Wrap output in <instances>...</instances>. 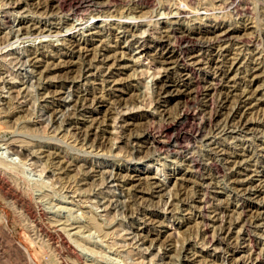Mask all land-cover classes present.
<instances>
[{"label":"rangeland","instance_id":"374dc122","mask_svg":"<svg viewBox=\"0 0 264 264\" xmlns=\"http://www.w3.org/2000/svg\"><path fill=\"white\" fill-rule=\"evenodd\" d=\"M48 1L0 0V110L9 99L14 104L13 111L0 113L1 120L11 118V127L0 131V162L7 172H0V212L13 232L11 239L0 220V264H264V0H166L187 7L180 17L166 14L161 0H140L141 7L132 8L142 18L122 20L151 25L134 27L126 37L117 26L121 11L130 8L126 0L105 9L64 0L60 11ZM82 16L89 17L91 30L84 35L73 34L79 25L66 30ZM25 25L46 30L24 33ZM60 29L65 31L57 33ZM223 31L229 37L218 42ZM168 32L171 51L150 43ZM182 32L192 41L178 42ZM208 39L212 44L202 46ZM36 46L38 59L29 52ZM96 48L98 60L82 77L83 56L94 59ZM219 51L224 71L234 63L229 78L216 72L212 59ZM164 52L166 58H160ZM45 67L59 69L41 79ZM189 77L195 85H185ZM162 79H179L181 92L171 87L172 97L156 104V83ZM213 84L217 90H207ZM52 90L70 104L60 107L63 112L72 110L78 97L96 99V106L78 115V125H69L62 111L56 120L49 110L58 103ZM220 92H229L231 101L213 125L226 120L235 99L246 97L236 119L228 120L231 127L217 135L224 156L212 163V146L191 137L216 110ZM184 110L190 116L173 122ZM241 117L248 122L243 130L234 127ZM104 120L96 136L90 129ZM141 133L148 135L136 137ZM16 138L25 140L17 146L27 158L9 145ZM176 138L190 154L167 155L173 154L167 142ZM50 151L94 169L85 179L72 171L73 184L71 178L66 183L47 160ZM190 157L196 162L193 172ZM16 202L31 212L35 228L21 222ZM93 215L112 226L113 235L95 228L76 235L78 225L84 227ZM49 219L66 229H52ZM18 244L28 248L29 257Z\"/></svg>","mask_w":264,"mask_h":264},{"label":"bare ground","instance_id":"6f19581e","mask_svg":"<svg viewBox=\"0 0 264 264\" xmlns=\"http://www.w3.org/2000/svg\"><path fill=\"white\" fill-rule=\"evenodd\" d=\"M64 0H50V2L48 1L47 3H49L50 4V8L52 9H57L56 11H60V10H63L64 8H65V6H64V2H63ZM138 1H140V0H126V4L128 5V6H130V8L128 9V10H126L125 12L124 11H121L122 13H121V15H120V19H119V23L117 24V26H119L120 28H123L122 30H123V34H122V36L123 37H126L127 36V34H128V32L129 31H131V29H133L134 27H139L140 25H142L143 23H145V25L146 26H150L151 24H149V23H146V20H140L141 22L140 23H138V24H134V23H129V22H123V18H133V19H138V18H142V17H140V16H137L135 13H134V11L135 10H133V8H132V6L133 5H135V6H137V7H139L140 5H139V2ZM147 1V0H146ZM123 3V1H121V0H106V1H102V0H85V3H88V4H90V5H93L94 7L96 6L97 8H102V9H105V8H111V6H118L119 5V3ZM226 2V1H225ZM46 3V4H47ZM142 3V2H141ZM16 4V3H15ZM124 4V3H123ZM176 4V3H175ZM183 4H185V3H183ZM233 4V3H232ZM122 5V4H121ZM139 5V6H138ZM174 5V4H173ZM172 4H170V5H168V2L166 1V0H161V8L162 9H165V10H167V12H166V14H171V13H173L175 16H178V17H180V15H183V14H185V13H187V10H186V6H183V5H181L180 4V6H177V4H176V6L174 7ZM47 6V5H46ZM127 6V7H128ZM119 7V6H118ZM126 7V6H125ZM141 7V6H140ZM49 8V7H48ZM160 8V9H161ZM47 9V8H46ZM47 10H49V9H47ZM46 11V10H45ZM51 11V10H50ZM10 12V11H9ZM43 12V11H42ZM53 12V11H52ZM198 12V11H197ZM6 13H8V12H6ZM5 13V14H6ZM47 13H49V12H46V14ZM55 13V12H54ZM57 13V12H56ZM120 13V12H119ZM71 14H75V13H71ZM135 14V15H134ZM50 15H51V13H50ZM48 16V15H47ZM131 16V17H130ZM119 17V16H118ZM89 18V17H88ZM87 17H84V16H82V17H80V18H78L81 22L79 23V24H76V26H75V23H73L72 24V26H69V27H67L66 28V30L68 31L69 29L70 30H72V29H74L75 27H78L77 25H79L81 28H76V30L73 32V34L74 35H84V32H85V30L84 29H87V30H91V28L89 27V23H90V19H88ZM72 19V18H71ZM74 19V18H73ZM72 19V20H73ZM76 19V18H75ZM181 20V19H180ZM180 20H179V22H180ZM83 21H84V23H83ZM69 23V22H68ZM158 23L159 22H156L155 24H157L158 25ZM35 25H36V23H35ZM42 25V24H41ZM46 27V26H45ZM21 28V27H20ZM42 28V27H41ZM118 29V28H117ZM21 30L22 31H25L24 33H26V32H32V33H37V34H39V33H42V32H44V30H46L44 27L42 28V29H40V27L38 28V26H22V28H21ZM63 31H65L64 29H60V30H58L57 31V33H60V32H63ZM121 31V30H120ZM49 32H52V31H50V29H49ZM98 32H100V30L98 31ZM181 32V31H180ZM36 34V35H37ZM171 33H166L165 35H162L163 36V38H161V36H160V38L161 39H153L152 38V40H151V42L150 43H153L154 45H157L158 44V46H160V47H162V49H165V52H166V50L167 51H171V48H170V42H169V38L171 37V35H170ZM73 35V36H74ZM229 37V33H228V31H223V32H221V33H219V34H217L216 35V40L219 42V41H223V40H225V39H227ZM25 38V37H24ZM166 38V39H165ZM65 40H66V38H64ZM176 40L178 41V42H180L181 44L182 43H189L190 41H192V35H190L189 33H186V32H182V34H179V35H177L176 36ZM64 41V40H63ZM205 41V40H204ZM226 41V40H225ZM202 42V41H201ZM212 42L213 41H210L209 39L207 40V41H205V42H202L201 43V45L202 46H204L205 47V45H207V46H210L211 44H212ZM75 44H73V46H74ZM77 45V44H76ZM80 44H78L77 46H79ZM143 46L144 45H147L148 46V43H146V44H142ZM72 46V45H71ZM77 46H76V48H77ZM105 47V46H107V44L106 45H102L101 47ZM70 48V47H69ZM79 48H82V47H79ZM97 50L95 51V53H94V59L92 58V59H88L87 58V56L85 57V56H83V62H82V67L80 68L81 70V75H82V77L84 76L85 77V75L87 74V73H89V72H91V68L92 67H94V65H95V63H96V61L98 60L97 59V56L99 55L98 53H99V51H100V48H96ZM29 52H30V55H35V58H37L38 59V52H39V49H38V47L36 46L35 48L33 47V48H31L30 50H29ZM165 52L163 53V54H161L162 55V57H160V58H166V55H165ZM75 53V50H73L72 49V54H74ZM218 58L216 59V58H214V59H212L215 63H216V69H217V73H219L220 75H224L226 78H229V72H230V69H231V67L234 65V63L233 64H231V66H230V68H229V70H227V71H224L223 70V68H222V66L221 65H218V63H217V60H219V57L220 56H222L223 55V51H219L218 52ZM115 57V56H114ZM116 59H117V57H115ZM182 58V57H181ZM164 61H161L162 63H165V62H167L168 60L167 59H163ZM70 61V60H69ZM177 61H179V60H177ZM36 62V61H35ZM27 63V62H26ZM221 66V67H220ZM59 68H51V67H45L44 69H42V70H40L39 72H40V78L41 79H46V78H49L50 77V75L52 74V73H54L55 71H57ZM226 70V69H225ZM165 71H168V68H165ZM215 72V73H216ZM184 75H187V77H188V73L187 74H184ZM218 75V74H217ZM216 75V76H217ZM80 76V75H79ZM169 77V76H168ZM220 77V76H219ZM81 78V77H80ZM184 78V77H183ZM180 79L181 81H183L184 79ZM190 78V82H184L185 83V85H187V86H189V84L191 85H195V81H193V79H192V77H189ZM218 78V77H217ZM186 80V79H185ZM218 81V80H217ZM42 82L43 81H41L40 80V84H42ZM180 81H179V79H172V80H160L158 83H156V85H157V90H156V104L158 103V104H160L161 102H163V100L166 98V100L168 101L169 99H167L169 96H171L172 97V95H173V90H170V88L171 87H175V89L174 90H176V91H178V93L179 92H181L180 91V88L178 87L179 85H180V83H179ZM48 83V82H47ZM50 83V82H49ZM216 84V83H215ZM215 84H213L212 86V88H207V90L208 89H211V90H217V86H215ZM44 85V84H43ZM48 85V84H47ZM43 88V87H42ZM177 88H179V89H177ZM44 89L45 90H48L49 91V85L48 86H46V85H44ZM172 89V88H171ZM220 90V89H219ZM223 90V89H222ZM221 90V91H222ZM51 91V90H50ZM53 91V90H52ZM45 92H47V91H45ZM51 93V92H50ZM53 93L55 94V93H57V92H54L53 91ZM221 93V92H220ZM187 95V94H186ZM176 96V95H175ZM15 97V96H14ZM47 97V96H46ZM52 97H53V99L54 100H57L58 101V103L56 104L57 105V108L55 109V108H53V107H49L50 109L49 110H52V112H54V115H55V117H54V119H56L57 120V115L59 114V112H58V110L60 109V107L61 106H66V105H70V104H65L64 102H63V99L61 98V97H59V95H57V94H55V95H53L52 94ZM246 97V95H244V94H241L240 95V97L239 98H237V99H235V101H236V103L237 104H235L232 108H230V112L228 113V115H227V117H225L226 118V120L224 121V122H221V123H218V122H216L217 124H212V122H213V119H215V118H219L223 113H222V111L224 110V109H226L228 106H229V101H231L230 100V95H229V92H223V93H221L220 94V96H219V98L217 99V101H216V110L215 111H212V113H210L209 114V117H206L201 123L203 124V127L201 128L200 127V123H198V126H197V128H196V133L191 137L192 139V141L194 142V143H198V142H201V143H205L204 145H207V146H209V147H211L212 146V148H211V151L212 152H210L209 153V159L211 160V162H212V160H215V157L216 156H224V152H222L223 151V149H220V146H217V144H220V142H218V140H216V138H217V135L218 134H220V133H223V131L226 129V127L227 126H229V127H231V124L229 125L227 122H228V120H229V122L230 121H234L236 118H234V117H236V114L240 111V109H241V103L243 102V98H245ZM17 98V97H16ZM190 97L188 96V98L186 99V101H188V99H189ZM192 98H193V96H192ZM192 98H190L189 99V101L192 99ZM89 99L90 98H85V97H78V99H76V100H73V102H72V110H70V111H65V109H64V112H63V109L62 110H59V111H62L64 114H62V115H64L65 116V122L67 123V124H69V125H72V124H76V125H78L79 123H80V121H79V118H78V115H80V114H82L83 112H86V111H88V110H91V109H94L95 108V106H96V99H93V100H91V101H89ZM10 101H7L6 103L8 104V107H6L8 110H9V112H11V111H13L12 109L14 108L13 106H14V104L13 103H11V99H9ZM192 101V100H191ZM193 101H194V99H193ZM13 102V101H12ZM206 102V101H205ZM195 105V104H194ZM206 106V105H205ZM13 107V108H12ZM194 107V106H193ZM12 108V109H11ZM19 108V107H18ZM69 108V107H68ZM4 108H2L1 110H0V113H2V114H4V112H6L7 111V109L5 110H3ZM67 109V108H66ZM11 110V111H10ZM188 111V110H187ZM187 111H183V112H180V113H177V115H175V117H174V119H173V122H179L180 120H182V119H186V118H188L189 116H190V113H188ZM62 112H60V113H62ZM241 113V112H240ZM2 114H0V115H2ZM12 114V113H11ZM17 114V113H16ZM226 114V113H225ZM239 115H241V114H239ZM9 116H11L10 115V113H9ZM13 116V115H12ZM18 116V115H17ZM162 116H163V118H165L166 116L167 117H169V114L167 113V114H162ZM170 116H171V114H170ZM241 116H243V115H241ZM14 117V116H13ZM15 117H16V115H15ZM22 117V116H21ZM18 118H20V117H18ZM44 118V117H43ZM171 118V117H170ZM4 119V118H3ZM64 119V118H63ZM169 119V118H168ZM220 119V118H219ZM18 120V119H17ZM58 122V121H57ZM103 122H106V120H104V121H102V122H99L98 123V126H92L91 127V129H90V131L91 130H95V132H96V136H97V132H98V129L100 128V125L103 123ZM167 122H169V121H167ZM11 118L9 119L8 118V116H7V118H5L4 120H1L0 119V131L3 129H6L7 130V128H9V127H11ZM171 123V122H170ZM247 124H248V122H247V120H245L244 118H240L239 120H237V122L235 123V128H238V129H241V130H243V129H245L246 127H247ZM163 125V124H162ZM174 125V124H173ZM176 125V124H175ZM91 126V125H90ZM168 126V125H167ZM170 126V125H169ZM210 127V129H208L209 130V132L207 133V134H205L204 135V131H205V128L206 127ZM77 128V127H76ZM79 128V127H78ZM83 128V127H82ZM167 128V127H166ZM78 130V129H77ZM90 131H87V133H85V135L87 136H90ZM161 131V130H160ZM77 132V131H76ZM76 132H75V134H76ZM92 132V131H91ZM144 132V131H143ZM146 132V131H145ZM161 133V132H160ZM159 133V134H160ZM82 134V132H79V135H81ZM158 134V135H159ZM83 135V134H82ZM81 135V136H82ZM147 133L145 134H143V133H141V134H139V135H137L136 137H139V138H146L147 137ZM20 136V135H19ZM177 136V135H176ZM80 137V136H79ZM18 138V137H17ZM15 139V140H12L11 142H10V146H12V148H13V150H15L16 152H19V154H21L22 156H24L25 158H27L30 154L29 153H27V152H21L20 150H19V148H18V146H17V144L18 143H20L21 142V144L23 143L24 144V142H25V140H22V139ZM179 138V137H178ZM85 139V138H84ZM139 140V139H138ZM155 140V139H154ZM28 142V141H27ZM157 142L159 143V144H162V143H166V141L164 142L163 140H157ZM177 142V138L175 139V141H174V143H173V141L172 142H167V143H169V145H171L172 146V151H173V154H170L171 152H169L167 155H180L181 153H191V151H190V149L191 148H184V147H182L181 145L182 144H178V143H176ZM157 147H158V145H157ZM186 147V146H185ZM37 148V147H36ZM42 148V147H41ZM40 148V149H41ZM160 149V148H159ZM171 149V148H170ZM169 149V150H170ZM162 150V149H161ZM45 152V151H44ZM52 151H50V152H47L46 153V158H47V160H49V163L50 164H52V165H56L57 166V169H58V174H59V178L58 179H60V180H62L63 181V179H66L65 181H66V183L68 182V180L71 178V172L72 171H75V170H77L78 172L77 173H79V174H82V175H84L83 176V179H85V178H87L88 176H90V173H91V171H93V169H94V167H93V164H89L87 161H85V163H82L83 165H77V163H74L75 161H76V159L73 161V162H69V161H67V160H65L64 158H65V156L64 155H61V153H58L57 151L56 152H53V153H51ZM157 153V152H156ZM59 158V160L60 161H57V163H55L56 161V159H58ZM78 160V159H77ZM4 161V160H3ZM188 161L190 162V167H191V169L189 170L188 169V171H190V172H193V169L192 168H195L196 167V162L190 157V158H188ZM216 161V160H215ZM84 162V161H83ZM233 163L235 162L236 164L239 162V161H237V158H236V156L234 157V160L232 161ZM213 163V162H212ZM218 163V162H217ZM220 163V162H219ZM2 164H4L3 162H0V172H3V173H7L6 172V169L4 168V167H2L1 165ZM88 164V165H87ZM5 166V165H4ZM55 166V167H56ZM218 166V165H217ZM54 168V167H53ZM74 175V174H73ZM81 175V176H82ZM11 176H12V174H11ZM125 177V176H124ZM234 179V178H233ZM71 180V182H72V178L70 179ZM82 180V179H81ZM236 180V179H235ZM234 180V181H235ZM237 181V180H236ZM235 181V182H236ZM70 182V181H69ZM239 182V181H238ZM16 184V183H15ZM65 184V183H64ZM71 184V183H70ZM70 184H69V186H70ZM72 184H73V182H72ZM67 186V185H66ZM72 186V185H71ZM89 187V186H88ZM92 187V186H91ZM72 188H74V186H72ZM181 195V194H180ZM180 198V197H179ZM229 202V201H228ZM23 204V203H22ZM183 205V204H182ZM185 205V204H184ZM128 207V206H127ZM132 207V206H131ZM15 211L17 212V215L19 216V218L22 220L21 222L23 223V222H25L26 223V226L28 227V228H30L31 229V226H32V228H35V224L34 225H31L33 222H31V218H32V214H31V212L28 210V209H26L23 205H21L20 206V204L19 203H15ZM258 212V211H257ZM46 215V214H45ZM96 218L97 217H95V215H93V216H91L90 218H89V220H88V222H87V225H85L84 227L83 226H79L78 225V228L80 229L79 230V232L76 234V235H81L86 229L87 230H91V229H97V230H99L100 232H101V234L102 235H107V237L109 236V235H113V231H111V230H109L111 227L110 226H108V223L106 224L104 221H102V222H104V224L103 223H99L97 220H96ZM220 219V218H219ZM0 220H1V222L4 224V228H5V230H6V232H7V234L8 235H10L12 238L11 239H13V232H12V229H11V227L9 226V224H8V219H7V216L3 213V212H0ZM35 221V220H34ZM226 223V222H225ZM49 224H50V227L52 226V229H53V227H54V229L56 230V231H62V229H66L65 227H60V226H62V224L60 223V221L58 220V221H55L54 219H49ZM64 224V223H63ZM111 224V223H110ZM37 225V224H36ZM66 225V224H65ZM73 224H71L70 223V225H66V226H72ZM115 226V225H114ZM41 227H43V226H41ZM74 227V226H73ZM37 228V227H36ZM76 228V227H75ZM39 229V228H38ZM37 229V230H38ZM113 229V228H112ZM221 229V228H220ZM34 230V229H33ZM43 230V229H42ZM35 231V230H34ZM33 231V232H34ZM224 231V228H222L221 229V233ZM43 232V231H42ZM48 232V231H47ZM100 232H99V234H100ZM226 232V231H225ZM38 233H39V231H38ZM60 234H61V232H59ZM34 234H35V232H34ZM47 234V233H46ZM39 235V234H38ZM50 235V234H49ZM9 236V237H10ZM110 237V236H109ZM36 241V240H35ZM214 241V240H213ZM62 246V245H61ZM18 248L22 251V253H24L26 256H30L29 255V250H28V248L26 247V246H24V245H19L18 244ZM182 248V247H181ZM68 250V249H67Z\"/></svg>","mask_w":264,"mask_h":264}]
</instances>
